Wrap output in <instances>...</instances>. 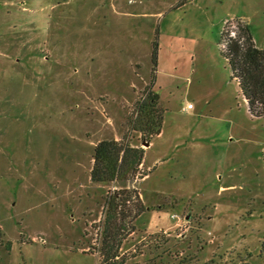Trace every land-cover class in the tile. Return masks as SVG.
<instances>
[{
    "label": "rangeland",
    "instance_id": "374dc122",
    "mask_svg": "<svg viewBox=\"0 0 264 264\" xmlns=\"http://www.w3.org/2000/svg\"><path fill=\"white\" fill-rule=\"evenodd\" d=\"M230 21L264 48V0H0V264H102L103 140L144 150L125 190L148 208L108 264H264V119L220 53Z\"/></svg>",
    "mask_w": 264,
    "mask_h": 264
},
{
    "label": "trees",
    "instance_id": "16d2710c",
    "mask_svg": "<svg viewBox=\"0 0 264 264\" xmlns=\"http://www.w3.org/2000/svg\"><path fill=\"white\" fill-rule=\"evenodd\" d=\"M232 24L235 30L228 31ZM220 46V53L229 65L232 78L238 84L249 115L264 119V48L256 47L249 26L241 21L224 24L220 34ZM157 52L158 44L155 40L151 54L152 75L156 69ZM152 86L153 78L146 100L137 106L140 132L144 136L142 141L146 144H150L160 134L164 111L162 110L161 115L158 112L159 95L151 92ZM144 154L142 148L131 147L122 140H103L94 147L90 180L96 184L114 183L122 187L121 191L108 196V212L101 246L102 264H108L118 257L123 237L129 231L128 225L125 227L126 219H136L148 211L141 204L136 192L125 190L126 183L139 175Z\"/></svg>",
    "mask_w": 264,
    "mask_h": 264
},
{
    "label": "built area",
    "instance_id": "2783aa9c",
    "mask_svg": "<svg viewBox=\"0 0 264 264\" xmlns=\"http://www.w3.org/2000/svg\"><path fill=\"white\" fill-rule=\"evenodd\" d=\"M190 109H192V105H191V104H188V105L186 106L185 110H190Z\"/></svg>",
    "mask_w": 264,
    "mask_h": 264
},
{
    "label": "water",
    "instance_id": "95a60500",
    "mask_svg": "<svg viewBox=\"0 0 264 264\" xmlns=\"http://www.w3.org/2000/svg\"><path fill=\"white\" fill-rule=\"evenodd\" d=\"M147 146H148V144H147Z\"/></svg>",
    "mask_w": 264,
    "mask_h": 264
}]
</instances>
